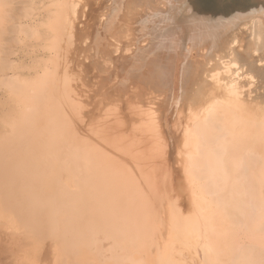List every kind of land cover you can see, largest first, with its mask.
Masks as SVG:
<instances>
[{"label":"bare ground","instance_id":"obj_1","mask_svg":"<svg viewBox=\"0 0 264 264\" xmlns=\"http://www.w3.org/2000/svg\"><path fill=\"white\" fill-rule=\"evenodd\" d=\"M244 1L259 16H235V27L218 32L223 23L195 17L190 25L196 23L197 37H212L218 59L229 58L264 81V0ZM173 2L149 5L165 16ZM72 8L69 0H0V264H264V94L250 99L232 92L220 66L211 77L171 63L167 73L154 71L148 87L157 95L171 89V100L178 92L176 106L189 108L175 131L184 147L170 140L166 120L156 121L168 109L161 103L155 117L145 109L142 139L135 135L137 121L129 130L102 129V153L84 150L73 135L55 130L64 124L55 114L57 60ZM135 11L130 25L148 17ZM117 33L103 28L97 47L110 56L109 37H129ZM246 38L249 47L241 51ZM145 42L140 53L149 50ZM114 72L113 87L120 89L124 82ZM155 129V137L145 135ZM176 151L191 188L190 209L179 201L181 180V192L170 182L173 165H181ZM167 182L180 193L178 201Z\"/></svg>","mask_w":264,"mask_h":264},{"label":"rangeland","instance_id":"obj_2","mask_svg":"<svg viewBox=\"0 0 264 264\" xmlns=\"http://www.w3.org/2000/svg\"><path fill=\"white\" fill-rule=\"evenodd\" d=\"M69 1L72 3L73 7L69 12L70 23L67 26L69 34L64 37V40L60 44L61 48L57 60L59 77L57 80L58 92L56 94L57 112H55V114L57 116L61 115L60 119L64 121V124L58 125L55 130L58 135L64 136L63 132H65L68 137L73 135L74 137H72L75 143H82L84 150H88L92 147L99 151V153H102V129L109 134L108 132L113 130L117 132L122 129H127L128 126L132 127V124L137 121L138 126L136 127L138 129L135 130V135L142 139L140 134L144 132L142 129L145 128L142 127L139 122H142L141 120L144 117L143 114L146 113L144 112L145 109H148V111L150 110L148 113L149 115L151 113L150 118L151 116L155 117L157 113L161 114V110H159V104L161 103H163L160 105L161 107L167 104L168 109L165 111L163 117H157L156 121L160 119L159 125H162L163 120H166L164 123H168V135H173V138L170 136V140L173 139L174 143L176 141L175 144L178 149L181 147L183 148L185 140L183 139L182 133L177 132V134H175V131L179 129L180 116L186 117L189 108L186 107L185 103H183V108L176 106V101L174 100L179 95L178 92L173 93V95L176 96L174 100H171V89L160 91L161 93L157 95L151 92L150 87H148V84L153 81L154 71L161 68L167 73L164 67L169 71L171 63L174 65L177 64V66L181 68V71L184 68H187V70L189 69V73L190 69H197L196 72L205 69L206 73H209L211 77L216 74V72H214V66H220V68H222V71H220L222 75H225L229 79L232 92L239 93V91H243L246 93L247 98L250 99L256 98L253 96L264 94L263 80L256 77L251 72L241 71L238 64L234 61L229 62L231 60L229 58L223 57L218 59L217 55H215V47L210 42L212 37L208 35L202 37L199 35V37H197L192 30V25L196 23L190 25V18L194 19L195 17L210 20L214 23H223L224 27L219 24L221 29H216L214 31L218 32L223 29L235 27L237 25L235 16H241L244 21L253 20L254 16L259 15L258 13H250L251 10L249 8L251 6L247 1L173 0L174 5L170 7L172 10L165 14L166 17L154 11L149 5V0ZM128 5H131V7ZM131 8L138 13V15H135L137 17L144 15L141 9L146 10L148 12L146 13L148 17L141 18L139 25H130L127 19L130 21L134 20L130 13ZM170 13H172V15ZM103 28H113V33L124 31V33L130 37L123 41L119 40L117 37V44L113 36L109 37V41L113 43V46L110 48L112 53L110 56L102 50V46L97 47L102 44L101 33ZM242 29L244 30V27H242ZM105 35L107 34L105 33ZM159 35H162L159 41L153 42L152 40ZM143 36H146L145 38H147V40L144 39ZM244 36H247V34L243 35V37ZM248 40V38L241 40L242 42L238 44L237 48L241 51L245 50L246 47L248 48ZM109 41L107 42L108 45ZM144 42L145 47L149 48V50L140 53V43ZM136 43L138 48H133ZM252 48L253 51L259 49L256 46ZM111 55L116 56L115 68L113 67V59H109ZM97 60L100 62H97ZM259 65L264 66V53L262 62H260ZM115 70L120 72V78H122L124 82V86L120 89L113 87V84H116L119 77L114 72ZM137 76L142 77L141 81L139 80L140 78L136 80ZM183 90L188 91V88L186 87ZM126 91L128 93H126ZM131 92H134V94H131ZM138 94H140V97ZM127 95H129V97L131 96L130 98L128 97V99H130L129 101L126 100ZM151 96H156V101H150ZM114 97L119 101L116 102L115 99L113 100ZM124 97H126V99H124ZM139 99H141V102H139ZM186 100L187 94L185 102ZM262 106H264V101H262ZM109 109L111 110L110 112H108ZM171 116H173L172 120L170 119ZM155 131L156 129L153 132L145 131V135L149 136V138L150 136L155 137ZM106 136L109 137V135ZM74 141L72 140V142ZM112 142L117 141L113 140ZM152 146L155 147L154 143ZM149 148H151V146H149ZM144 151L145 150H142L138 153ZM180 156L185 158L183 154L179 155V157ZM177 157L176 151L173 158L177 159ZM177 160H180L178 162H180L181 165H173L176 171L172 169L171 175L173 177L169 174V178L171 176L172 179L170 182L175 180L174 183L177 185L176 189L179 190L182 188L184 192L179 190L182 193L181 200L179 201H181L182 204L189 203L188 209H190L192 199L190 195L191 188L187 185L184 177L182 159L180 158ZM173 170L175 172H173ZM181 170L183 175L181 172L177 173V171ZM174 173L175 176L173 175ZM178 179L179 181L181 180V188H178ZM167 183L168 191H172L175 185L173 184V186L171 183ZM184 185H186V187ZM176 189H173L175 193L173 191L172 193L170 192L171 195L169 193L170 197H173V201L174 198H176L175 202L177 198L180 197ZM183 193L187 198L186 201ZM176 194L178 196H176ZM177 203L179 204V202ZM197 219L200 222V219ZM189 238L188 240L191 239ZM188 244H190V241H188ZM186 247L192 249L190 245ZM198 256L199 253H197L196 257Z\"/></svg>","mask_w":264,"mask_h":264}]
</instances>
